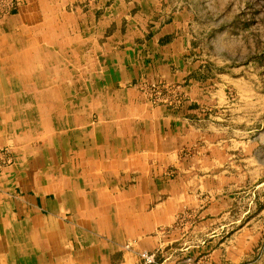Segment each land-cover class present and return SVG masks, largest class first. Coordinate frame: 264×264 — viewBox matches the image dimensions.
<instances>
[{"label": "crops", "instance_id": "1", "mask_svg": "<svg viewBox=\"0 0 264 264\" xmlns=\"http://www.w3.org/2000/svg\"><path fill=\"white\" fill-rule=\"evenodd\" d=\"M18 3L0 20V148L14 158L0 174V264H139L129 241L164 264H254L263 214L186 254L168 246L177 229L159 233L206 196L197 231L217 232L243 189L214 162L233 140L214 117L222 77L205 74L208 53L180 14L166 21L138 1ZM189 79L196 103L179 112L144 106L137 87Z\"/></svg>", "mask_w": 264, "mask_h": 264}, {"label": "rangeland", "instance_id": "2", "mask_svg": "<svg viewBox=\"0 0 264 264\" xmlns=\"http://www.w3.org/2000/svg\"><path fill=\"white\" fill-rule=\"evenodd\" d=\"M119 1L127 5L138 1L147 8H157L166 21L178 13L185 35L189 32L190 36L198 38L210 59L205 74L221 76L222 79L216 82L224 86L226 94L225 107L214 110V117L227 120L224 129L233 139L223 144L226 152L218 151L214 162L225 164L224 171L231 174L235 185L240 178L243 181L242 193L230 209L232 223H222L214 227L217 232L199 235L201 233L197 230L207 219H204L205 212L212 203L206 196L199 207L182 212L174 227H162L159 233L164 236L177 229L180 234L178 247L171 242L168 246L186 254L194 248L209 246L215 238L220 241L228 239L229 229H241L250 221L249 228L254 227L256 221L252 220L260 214L264 216V0ZM18 10V0H0L1 21L15 15ZM137 87L144 106L151 109L166 108L179 112L190 103H196L191 79L183 83L139 82ZM13 165L12 147H1L0 174ZM167 177L176 180L178 175L170 171ZM260 220L263 221L258 223L262 226L263 238L256 248L258 253L254 264H264V217L260 216ZM123 250L133 254L139 264L165 263L158 259V252L144 250L139 241H129ZM161 251L162 248L159 249ZM183 262L205 264L204 257L197 262L185 258Z\"/></svg>", "mask_w": 264, "mask_h": 264}]
</instances>
